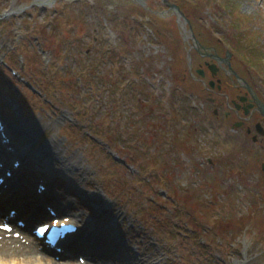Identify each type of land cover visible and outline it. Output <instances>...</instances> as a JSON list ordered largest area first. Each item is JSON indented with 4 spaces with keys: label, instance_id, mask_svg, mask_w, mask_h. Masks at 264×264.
<instances>
[{
    "label": "rangeland",
    "instance_id": "374dc122",
    "mask_svg": "<svg viewBox=\"0 0 264 264\" xmlns=\"http://www.w3.org/2000/svg\"><path fill=\"white\" fill-rule=\"evenodd\" d=\"M168 1L183 15L163 0H0V111L12 146L51 169L17 197L40 179L59 197L66 162L84 197H102L95 207L115 204L91 214L102 260L264 264V145L200 114L205 59L193 49L202 34L237 52L264 100V0ZM52 147L62 161L35 157Z\"/></svg>",
    "mask_w": 264,
    "mask_h": 264
},
{
    "label": "bare ground",
    "instance_id": "6f19581e",
    "mask_svg": "<svg viewBox=\"0 0 264 264\" xmlns=\"http://www.w3.org/2000/svg\"><path fill=\"white\" fill-rule=\"evenodd\" d=\"M38 126H39L38 123L34 124V127L32 129L30 128L29 130L30 134L28 133V135L29 136L33 135L34 131H36ZM15 132L18 134L17 130ZM25 152H27L28 157L25 160L24 170H21L17 174V177H15L14 188L16 187L20 189L22 188L21 179H22V173L24 171H26L27 173L31 169L36 170L35 172H33V175H29V179L34 178V176H37L38 174L42 177H47V175L51 172L49 162L45 163L44 165H41V163H39L38 160L36 162L34 161V158L31 156V154H29L27 148L25 149ZM55 153L56 152L54 151L52 147V148L43 149V150L36 152L35 157L37 158V155H38L39 156L38 159H41L43 157L48 156V154H50L51 159H53L52 163L56 164L57 161L59 162L62 160L55 158V157H58L57 155L55 156ZM4 154H5V148L0 145V157H2ZM63 163L64 164L62 166V171L60 170V172H63L62 177L64 178L59 179V177H56L55 175H53V172L50 176L51 182H53L52 179H54V181L56 179H59V181H55L57 183V187L60 190L59 197L57 195L55 197L48 196L46 200L43 199L41 203H39L38 205H33V206L30 205V203H28L29 208L24 207L20 210V216L22 217L21 219L25 220L27 222V226H29L31 222L30 220H32V216L44 217V215L45 216L49 215V212H46L47 210L46 208L48 205H50L52 208L56 210L70 212L71 214L76 216L78 220H81V222L84 224L85 227L83 225L81 226L82 233L84 232L82 236L79 233L78 235L63 242V248L66 249V252H67L66 255L69 258H74L75 256L85 257L84 255H86L88 256V259H89V262L87 264H113L111 262H108L107 260L106 261L102 260L101 254H99L95 249H93L94 247H91L92 242L90 240H86L83 238V236L89 235V232H88L89 231V228H88L89 217L85 213L78 212L79 208H78L77 199L79 197V191L77 187H75V185H72L73 182L69 180L68 176L70 175V169L68 166H66V162H63ZM68 165H71L73 167L78 166L79 165L78 156H72V161ZM37 166H42L41 170L37 169ZM20 189H18L17 191H14L13 195H4L0 199L1 212L7 207V205L10 206L12 204L11 200L13 197L16 200L15 203H20V204L23 203V201H21V199L18 198V197L22 198L21 194L17 197L19 191H21ZM14 218L17 219L18 214L14 216ZM27 226H25L24 228H20L19 226H16V227L20 229L22 232V231L27 230L28 228ZM7 243L8 242H6L5 240L0 239V262L2 264H10V263L11 264H56L55 260L52 257H50L48 254H45V253L42 254L41 252L37 250V246H40V244L35 246L36 242L29 243L28 245L20 244L14 247H10V245H8ZM43 250L45 249H42V251ZM47 253L55 256L53 253V250L51 249H49ZM66 255H63L62 257ZM5 260H11L12 262L10 263L4 262ZM124 260L125 259H123V261ZM62 263L63 264H78L75 261H68V262H62ZM122 264H139V262L128 261L127 263L122 262Z\"/></svg>",
    "mask_w": 264,
    "mask_h": 264
},
{
    "label": "flooded vegetation",
    "instance_id": "af4514ba",
    "mask_svg": "<svg viewBox=\"0 0 264 264\" xmlns=\"http://www.w3.org/2000/svg\"><path fill=\"white\" fill-rule=\"evenodd\" d=\"M199 37L200 41L196 36L195 40L204 46V53L211 56L209 57L211 59H207L209 61H205L203 65H199L200 67H198L199 69L197 70V81L206 85L205 89L207 91V97L202 98L207 102L206 104H202L203 111L206 113L212 112L213 119L222 124L228 125L232 123L235 125L237 123H243L244 125L239 128L238 131L246 130L247 138L254 134L251 137L253 141V138L256 136L255 134H257L255 126L257 123H262L264 126V118L259 115L255 107L251 108L250 106H254L255 96L258 99L262 97L259 96L260 94L251 84H247L251 90L240 85L238 80L239 74L236 64V53H231L232 56L228 59L229 65H226L221 60L226 58L229 51L228 48L222 44L220 45L213 42V39L211 40L202 34H199ZM217 40L221 41L219 39ZM211 65H216L217 72L215 74H212L210 71ZM201 67H203V69ZM233 67H235V69ZM202 70L204 72L203 75L199 73V71ZM171 86H173L172 83ZM247 110L250 113L248 117L246 116ZM253 123L255 124L254 129L250 126ZM257 140L258 144L264 145L263 137L258 136Z\"/></svg>",
    "mask_w": 264,
    "mask_h": 264
},
{
    "label": "water",
    "instance_id": "95a60500",
    "mask_svg": "<svg viewBox=\"0 0 264 264\" xmlns=\"http://www.w3.org/2000/svg\"><path fill=\"white\" fill-rule=\"evenodd\" d=\"M165 3L168 4V6L170 8L174 9L177 12V14L183 15L182 12H180V10H179V8L177 6H175L173 4H170L168 0H165Z\"/></svg>",
    "mask_w": 264,
    "mask_h": 264
},
{
    "label": "trees",
    "instance_id": "16d2710c",
    "mask_svg": "<svg viewBox=\"0 0 264 264\" xmlns=\"http://www.w3.org/2000/svg\"><path fill=\"white\" fill-rule=\"evenodd\" d=\"M261 56H262V57H264V55H263V54H262ZM259 57H260V56H259ZM260 58H261V57H260Z\"/></svg>",
    "mask_w": 264,
    "mask_h": 264
}]
</instances>
